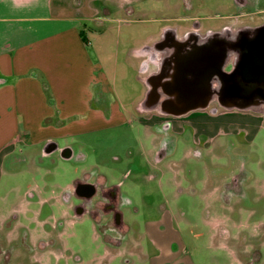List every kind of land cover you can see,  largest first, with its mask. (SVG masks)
Returning a JSON list of instances; mask_svg holds the SVG:
<instances>
[{
	"label": "rangeland",
	"instance_id": "obj_1",
	"mask_svg": "<svg viewBox=\"0 0 264 264\" xmlns=\"http://www.w3.org/2000/svg\"><path fill=\"white\" fill-rule=\"evenodd\" d=\"M193 1L198 4L195 14L203 17L227 14L234 3ZM177 4L180 0L73 1L79 13L71 8L69 14L75 12L80 18L93 59L101 62L111 86V95L94 89V102L105 111L115 99L125 119L101 121L94 130L64 137L60 143L70 147V157H43L37 152L33 163L21 162L16 168L10 193L16 205L28 190L34 195L27 198L33 208H39L42 197L49 200L50 209H32L38 213L29 217L35 222L28 230L50 241L44 251L46 264H149L154 248L143 226L163 213L174 217L179 239L173 247L191 264H264V119L256 115L262 112L245 111L251 112L246 116L253 117L256 122L251 124L258 128L251 140L218 135L205 144L204 137L193 139L188 125L181 132L164 129L163 122L157 123L162 116L156 110L138 108L148 70L141 71L137 51L160 26L172 23L169 16L177 12ZM244 12V21L258 22L264 18V0H253ZM219 22L207 19L205 26L213 28ZM154 115L158 118L150 119ZM205 118V114L193 115L191 120L203 130ZM233 179L239 188H225ZM79 181H102L118 188L117 208L129 231L124 236L108 231L120 236L117 247L107 243L101 232L106 218L93 217L96 197L84 202L74 192ZM81 205L83 214H79ZM17 214L16 221H23V215ZM19 233V240L14 239L18 244L25 237L22 228ZM32 246L31 252L18 246L21 257L30 256L20 260L14 256L12 264L41 263H35L37 250Z\"/></svg>",
	"mask_w": 264,
	"mask_h": 264
},
{
	"label": "crops",
	"instance_id": "obj_2",
	"mask_svg": "<svg viewBox=\"0 0 264 264\" xmlns=\"http://www.w3.org/2000/svg\"><path fill=\"white\" fill-rule=\"evenodd\" d=\"M73 1L0 0V79H7L0 84V264H12L14 256L19 260L30 256L28 253L21 257L16 249L19 246L27 252L32 245L37 250L35 263L46 264L44 251L50 244L28 231L35 222L29 217L35 218L36 209H50L46 206L49 200L42 197L39 208H33L27 199L34 197L29 190L17 205L10 197L18 165L33 163L37 152L43 157L55 154L62 159L70 157V147L60 143L64 137L94 130L101 121L125 119L115 99L108 102L105 111L94 102V89L111 95V86L101 62L93 59ZM71 8L76 9V14L74 11L69 14ZM164 27L148 36L137 51L142 65L146 64V75L157 69L152 59H146V52L153 53L152 46L162 39ZM151 39H155L152 44ZM156 56L160 58L161 52L157 51ZM201 112L203 109L187 114ZM206 129L205 123L200 130ZM2 190L5 191L1 193ZM16 212L23 215V221H16L19 218ZM174 222L170 213H163L160 219L147 221L143 226L144 236L154 248L149 264H191L173 247L179 239ZM21 228L25 235L22 245L14 242L15 237L19 240ZM3 243L7 245L3 247ZM55 256L59 259L58 254Z\"/></svg>",
	"mask_w": 264,
	"mask_h": 264
},
{
	"label": "water",
	"instance_id": "obj_3",
	"mask_svg": "<svg viewBox=\"0 0 264 264\" xmlns=\"http://www.w3.org/2000/svg\"><path fill=\"white\" fill-rule=\"evenodd\" d=\"M152 47L157 69L144 78L147 89L140 111L183 116L216 101L225 109L264 114V24L182 38L165 32ZM6 80L0 79V84Z\"/></svg>",
	"mask_w": 264,
	"mask_h": 264
},
{
	"label": "flooded vegetation",
	"instance_id": "obj_4",
	"mask_svg": "<svg viewBox=\"0 0 264 264\" xmlns=\"http://www.w3.org/2000/svg\"><path fill=\"white\" fill-rule=\"evenodd\" d=\"M79 1V0H78ZM78 3V2H77ZM253 4V0H234L231 7L232 11L223 14L215 15L213 17L199 16L195 14L198 4L193 0H180V5L177 4V12L173 15H170L169 20L172 21L171 24H164V32H167V36L173 33L176 36L184 37L187 33H194L199 35H207L215 31L219 32H238L245 28L256 27L264 24V18L260 19L258 22H247L243 19L246 17L244 9L246 6ZM167 7H172V5L167 4ZM181 10H178V8ZM168 19V18H166ZM207 19H218L220 22L218 26L215 27H206L205 23ZM236 25V26H234ZM161 27V26H160ZM140 52V51H139ZM144 53V52H142ZM153 58V55L150 52H146V59L149 61ZM230 69V66L227 67ZM155 111V110H154ZM156 113H158L156 111ZM256 113V112H252ZM206 116V126L207 129L205 132H202L199 127L195 126L191 120V117L194 115H203ZM246 114H251V112H244L237 109H225L218 105L216 101H212L208 104L206 108L203 109V112L193 114H185L183 116H171L163 115L158 113L157 115L162 116V119L157 116H151L150 119H157L158 122H163L164 129L172 130L174 132H181L185 125L190 127V130L193 135V139L204 137L205 144L215 141V137L218 135L230 136L229 138L237 137L250 140L256 136V125H252L254 122L253 117L246 116ZM257 118L264 119V114H258ZM244 122V123H243ZM154 123H156L154 121ZM251 135V136H249ZM200 140L198 142H200ZM102 181H97L93 184H85L83 181H79L75 186V193L79 194L84 202H87L91 197H96L95 204L92 208L93 217L96 218V221L106 218L104 225H101V232L104 235L105 240L109 244L120 243L121 238L119 235L124 236L125 233L129 231V225L123 223L122 214L118 211L117 208V198L119 190L116 186H106ZM225 188L234 190L239 188V183L237 179L229 184H224ZM229 191V190H228ZM85 212L84 205L79 207V214ZM106 216V217H104ZM108 218V219H107ZM110 218V219H109ZM109 232H116L119 235L111 234ZM21 245L24 241V237L21 238Z\"/></svg>",
	"mask_w": 264,
	"mask_h": 264
}]
</instances>
